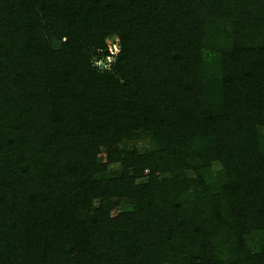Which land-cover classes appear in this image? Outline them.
Instances as JSON below:
<instances>
[{
  "label": "trees",
  "instance_id": "1",
  "mask_svg": "<svg viewBox=\"0 0 264 264\" xmlns=\"http://www.w3.org/2000/svg\"><path fill=\"white\" fill-rule=\"evenodd\" d=\"M257 232L264 0H0V264H264Z\"/></svg>",
  "mask_w": 264,
  "mask_h": 264
},
{
  "label": "rangeland",
  "instance_id": "2",
  "mask_svg": "<svg viewBox=\"0 0 264 264\" xmlns=\"http://www.w3.org/2000/svg\"><path fill=\"white\" fill-rule=\"evenodd\" d=\"M112 40H113L112 38H108L107 41L109 43V42H113ZM115 41H117V40H115ZM118 47H119V44H118ZM137 144H139V143L134 142V141L124 140L122 143V146L132 147V146L137 145ZM118 170H119V167L117 165L113 166V168H111V170H110V173H117ZM121 207H122V205L120 207H117L114 210V213H116ZM263 242H264V232L254 233L252 235V238L249 240L250 247L253 250H257L259 248V245Z\"/></svg>",
  "mask_w": 264,
  "mask_h": 264
},
{
  "label": "built area",
  "instance_id": "3",
  "mask_svg": "<svg viewBox=\"0 0 264 264\" xmlns=\"http://www.w3.org/2000/svg\"><path fill=\"white\" fill-rule=\"evenodd\" d=\"M108 51L109 53L106 54L105 57H95L94 63L100 68L105 69L110 67L112 62L115 59V55L119 51L118 43L116 42H109L108 43Z\"/></svg>",
  "mask_w": 264,
  "mask_h": 264
}]
</instances>
